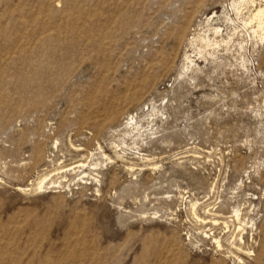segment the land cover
Segmentation results:
<instances>
[{"label": "rangeland", "instance_id": "374dc122", "mask_svg": "<svg viewBox=\"0 0 264 264\" xmlns=\"http://www.w3.org/2000/svg\"><path fill=\"white\" fill-rule=\"evenodd\" d=\"M260 8L0 0V264H264Z\"/></svg>", "mask_w": 264, "mask_h": 264}, {"label": "bare ground", "instance_id": "6f19581e", "mask_svg": "<svg viewBox=\"0 0 264 264\" xmlns=\"http://www.w3.org/2000/svg\"><path fill=\"white\" fill-rule=\"evenodd\" d=\"M239 1L242 2V3H248V2H253L254 0H239ZM252 17H253V20L256 23L259 24L258 25V29L257 30L254 29V31H253V37L256 38L255 36L258 35V30L261 29V25L264 24V9H261V8L258 9L255 12L254 16H252ZM209 22L210 21L207 22L209 24V27L208 28H210L209 31L212 33L213 39L212 38H209V36H205V37L203 36L204 39L201 40L202 41V47L201 48H198L199 50L197 51V56L199 57V59H201V60L203 59L205 61H206L205 55H213L214 51H217V49L219 50V48H222L221 45L226 42V41L224 42V39H222V37H221L222 35H220V29L219 28H212L214 26H212V24L209 23ZM219 38H221L220 41L217 40ZM197 56H196V58H198ZM187 61H188V65L185 68V71H189V69H190V67H192V65H193L194 68H196L195 71H198L199 67L195 64L196 62L192 59V57H188L187 58ZM183 74L185 75V73H183ZM186 74H187V72H186Z\"/></svg>", "mask_w": 264, "mask_h": 264}]
</instances>
